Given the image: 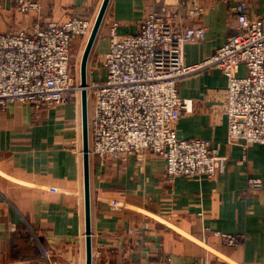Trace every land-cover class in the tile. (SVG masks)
I'll return each instance as SVG.
<instances>
[{
  "label": "crops",
  "instance_id": "crops-1",
  "mask_svg": "<svg viewBox=\"0 0 264 264\" xmlns=\"http://www.w3.org/2000/svg\"><path fill=\"white\" fill-rule=\"evenodd\" d=\"M31 1L39 10L22 14L15 0H0V34L31 33L72 17L93 26L103 2ZM163 8L176 27L206 30L203 41L183 46L187 65L219 49L239 13L264 16V0H110L87 75L105 76L111 24L120 38L135 35ZM87 39L74 40L71 49L84 50ZM227 88L216 69L178 83L189 108L173 124L176 136L218 149L226 167L214 178L168 180L164 159L151 151L90 155L91 264H264V145L228 142ZM249 179L261 188L250 189ZM217 232L245 241L227 246ZM0 264H86L80 98L44 109H0Z\"/></svg>",
  "mask_w": 264,
  "mask_h": 264
},
{
  "label": "built area",
  "instance_id": "built-area-1",
  "mask_svg": "<svg viewBox=\"0 0 264 264\" xmlns=\"http://www.w3.org/2000/svg\"><path fill=\"white\" fill-rule=\"evenodd\" d=\"M15 8L30 14L39 5L15 0ZM91 28V22L72 17L63 24L36 26L31 33L0 34V109L12 104L44 109L78 98L79 88L71 78V45L87 38ZM116 28V22L109 28L105 76L86 88L93 103L90 155L115 159L151 151L164 159L168 180L222 173L226 158L217 148L206 140L179 139L173 128L189 108L178 95V83L213 69L228 80V142L264 145V16L239 13L226 42L191 65L183 63V46L203 41L204 27L178 28L163 8L149 14L135 35L120 38ZM241 67L246 70L242 76L237 74ZM247 182L250 189L261 188L260 180ZM214 235L232 247L245 241L244 235Z\"/></svg>",
  "mask_w": 264,
  "mask_h": 264
},
{
  "label": "water",
  "instance_id": "water-1",
  "mask_svg": "<svg viewBox=\"0 0 264 264\" xmlns=\"http://www.w3.org/2000/svg\"><path fill=\"white\" fill-rule=\"evenodd\" d=\"M110 0H103L95 22L91 28L80 61V106L82 115V155L84 177V207H85V237H86V264H91V214H90V142H89V115L87 95V66L91 50L97 39Z\"/></svg>",
  "mask_w": 264,
  "mask_h": 264
},
{
  "label": "rangeland",
  "instance_id": "rangeland-1",
  "mask_svg": "<svg viewBox=\"0 0 264 264\" xmlns=\"http://www.w3.org/2000/svg\"><path fill=\"white\" fill-rule=\"evenodd\" d=\"M82 53H83V50H81L80 52H74L71 49V78H72L76 88H79L78 89V95H77L78 98L80 97V92H81V89H80V61H81ZM89 58H90V56H89ZM88 62H89V60H88ZM87 70H88V66H87ZM92 80H95V79H92L90 76H87V85ZM92 109H93V103H92V99L89 97V100H88L89 119H90L91 114H92Z\"/></svg>",
  "mask_w": 264,
  "mask_h": 264
}]
</instances>
